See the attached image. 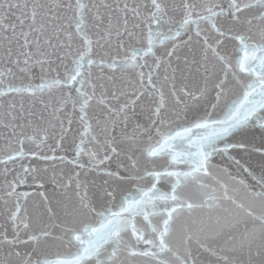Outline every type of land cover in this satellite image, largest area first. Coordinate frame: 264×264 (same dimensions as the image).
Returning <instances> with one entry per match:
<instances>
[{
    "label": "snow or ice",
    "instance_id": "6c2138e0",
    "mask_svg": "<svg viewBox=\"0 0 264 264\" xmlns=\"http://www.w3.org/2000/svg\"><path fill=\"white\" fill-rule=\"evenodd\" d=\"M0 264H264V0H0Z\"/></svg>",
    "mask_w": 264,
    "mask_h": 264
}]
</instances>
